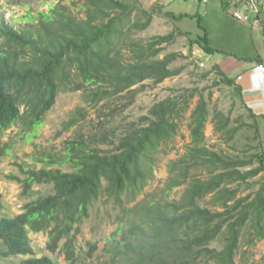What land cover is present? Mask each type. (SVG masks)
<instances>
[{"label":"trees","instance_id":"trees-1","mask_svg":"<svg viewBox=\"0 0 264 264\" xmlns=\"http://www.w3.org/2000/svg\"><path fill=\"white\" fill-rule=\"evenodd\" d=\"M82 9L85 17L60 1L49 12H39L31 29L15 30L1 23L0 134L19 121L37 134L61 90H83L86 102L96 105L126 91L133 93V86L146 80L161 83L180 73L172 67L174 54L158 56L162 48L157 46L171 41L175 33L156 36L148 43L134 41L128 61L117 48L133 14L143 12L139 0H83ZM169 14L179 20L197 18L203 34L190 40L191 51L199 45L207 53L223 52L210 45L199 13ZM151 20L149 14L139 27L145 29ZM218 75L215 85L233 84L221 71ZM186 90V94L157 102L148 116L130 124L117 140L105 135L99 139L97 132L89 137L79 133L66 140L63 153L45 157L42 168H22L24 178L9 175L21 183L23 195L31 194L35 184L52 185L53 192L26 203L21 213L0 219V256H24L20 264H59L48 255L34 256L30 233H48V248L56 251L101 199L121 207L115 234L123 236L118 244L137 247L129 264H237L244 228H248L251 246L264 240V184L251 197H238V187H231L235 183L252 187L248 181L264 171V153L239 160L206 147L205 128L211 112L203 95L191 114V145L184 156L169 163L163 195L147 197L131 207L125 204L143 193L153 178L156 154L178 133L180 119L199 89ZM234 91L240 94L238 86ZM76 114L68 126L86 118L84 109ZM214 118L218 131L230 125L223 112ZM105 138L114 145L112 149L99 147ZM7 148L0 150V156ZM255 159L258 167L242 170ZM57 165H69L71 170L54 168ZM204 169L205 179L195 173ZM182 185L186 187L180 200L165 197ZM209 195L214 209L200 203ZM3 206L0 197V210ZM215 241L220 247L210 246ZM61 248L73 257L69 241Z\"/></svg>","mask_w":264,"mask_h":264},{"label":"rangeland","instance_id":"rangeland-1","mask_svg":"<svg viewBox=\"0 0 264 264\" xmlns=\"http://www.w3.org/2000/svg\"><path fill=\"white\" fill-rule=\"evenodd\" d=\"M67 4L73 13L85 17L82 9L83 0H0V26L4 21L15 30L32 28V24L38 22L35 18L39 12H49L53 4L60 2ZM139 0L141 11L133 14L129 28L125 29L124 40L117 45L122 49L125 61L131 58V48L134 41L140 40L148 43L159 35L175 33L174 38L163 43L159 58L166 55H175L172 63L174 69L180 70L178 75L169 77L161 83L146 80L141 84L133 86V93L124 92L113 96L96 105L86 102L83 90L71 91L61 90L55 104L46 112L44 123L38 128V133L33 134L30 129L19 121L0 134V150L8 146L7 150L0 156V197L3 208L0 210V219L4 216H15L23 211L26 203L39 196L53 192L52 185L35 184L31 194L23 195L22 185L8 176L24 178L23 169L42 168L41 162L45 157L58 155L64 152L65 142L75 139L79 133L89 137L91 133H99V139L104 135L108 139L115 140L132 123H139L148 116L151 108L159 101L168 97H176L186 94V89H199L197 94L191 98L189 109L180 119V128L174 139L161 147L156 154L154 175L142 194L138 195L128 206H133L145 198L158 199L163 195V187L169 176V163L184 156L191 145V122L192 111L196 107L199 98L203 95L209 101L211 115L206 124L205 146L233 159H254L257 154L264 153V118L252 114L227 85H215L218 77H203L208 71V64L199 54L191 51L190 40L198 38L203 30L198 26L197 18L185 17L181 20L174 18L169 13L193 14L197 11L200 2L198 0ZM149 14L152 20L145 29L139 26L146 23ZM29 15L34 18H30ZM127 27V26H126ZM124 42V43H123ZM4 44V38L0 36V45ZM202 53V52H200ZM208 55H205V58ZM80 109L86 111V118L68 126L69 121L75 117ZM25 107L21 108L24 112ZM218 112L230 119V125L223 131L215 129V115ZM105 138L106 142H100L99 147L112 149L114 145ZM259 166L255 159L252 166L243 167L248 170ZM65 170H71L69 165H57ZM195 171V170H193ZM195 173L206 178L207 171L196 170ZM252 185L246 188L245 183H235L231 187H238L239 196L251 197L264 184V171L255 178L248 181ZM186 185L177 187L171 194L165 196L168 200H180ZM128 199V198H126ZM211 195L200 203L202 206L214 209L211 205ZM121 207L113 201L101 199L91 207V215L84 218L76 225L79 229L72 233L70 240L61 241L56 251L48 248L49 234L46 232L30 233L31 245L34 256H50L59 264H129L130 255H135L137 247H126L119 245L123 233L116 231L120 225ZM127 230L129 225H123ZM250 234L248 228H244L240 240V247L236 254L237 264H264V240L256 242L254 246L249 244ZM69 241L74 251L73 257L69 258L66 253L65 242ZM211 247H220L215 241ZM3 250L0 244V251ZM31 257V256H27ZM24 256L1 257L0 264H20Z\"/></svg>","mask_w":264,"mask_h":264},{"label":"crops","instance_id":"crops-1","mask_svg":"<svg viewBox=\"0 0 264 264\" xmlns=\"http://www.w3.org/2000/svg\"><path fill=\"white\" fill-rule=\"evenodd\" d=\"M198 1L193 14L201 15L210 45L223 52L207 53L199 45L192 51L203 58L205 66L208 64L209 77H219L221 71L232 78L233 84L228 87L235 93L238 86L242 104L256 116L264 117V87H258L252 72L256 64H264V12L260 23H246L235 19L222 0Z\"/></svg>","mask_w":264,"mask_h":264},{"label":"built area","instance_id":"built-area-1","mask_svg":"<svg viewBox=\"0 0 264 264\" xmlns=\"http://www.w3.org/2000/svg\"><path fill=\"white\" fill-rule=\"evenodd\" d=\"M209 2L210 0H203ZM224 6L229 7L233 17L246 23H260L261 15L264 12V0H222ZM202 67L205 62H201ZM257 78L258 87H264V64H256L252 69Z\"/></svg>","mask_w":264,"mask_h":264},{"label":"water","instance_id":"water-1","mask_svg":"<svg viewBox=\"0 0 264 264\" xmlns=\"http://www.w3.org/2000/svg\"><path fill=\"white\" fill-rule=\"evenodd\" d=\"M171 1H172V0H167L166 3H169V2H171Z\"/></svg>","mask_w":264,"mask_h":264}]
</instances>
